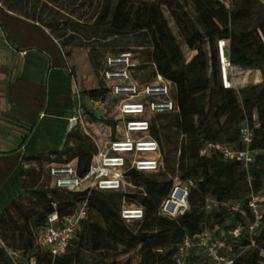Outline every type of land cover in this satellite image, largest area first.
<instances>
[{"label": "trees", "instance_id": "16d2710c", "mask_svg": "<svg viewBox=\"0 0 264 264\" xmlns=\"http://www.w3.org/2000/svg\"><path fill=\"white\" fill-rule=\"evenodd\" d=\"M144 1L103 0L93 26L107 27L119 34L146 32L151 40L149 64L153 68V79L158 73L174 85L172 97L177 110L149 118L148 138L159 145L161 166L151 173L126 171L124 191L67 192L51 188V193L60 197L57 201L48 199L47 191H33L32 195L44 200L41 211L33 217L19 203L20 196L26 191L28 167L46 163L45 172L49 178L47 169L50 165L73 164L77 175L84 177L97 150L81 137L68 134L59 151L24 155L21 159V193L0 213V264H12L5 248L22 251L21 264H30L32 259L35 264H87L82 260L83 252L100 254L109 251L111 246L127 251L139 249L140 264H177L183 241L205 231L213 239L226 241L235 257L234 264L264 262V256H261L264 252V220L251 236L245 232L237 240L227 237L235 227L248 228L253 224L247 201L251 195H264V86L240 91L224 89L217 49L219 41H226L224 55L234 68L264 73V36L257 30H233L241 12L235 0L230 9L215 0ZM162 7L167 9L185 45L194 53L188 61L163 16ZM187 8L192 11V17ZM206 44L209 51L203 48ZM106 93L107 89H96L88 96L103 98ZM238 94L245 95L242 105ZM212 102L215 104L209 108ZM253 111H256L254 116ZM98 120L111 129L115 140L116 122ZM244 126L253 131L250 149L260 152L248 167L225 160L217 150L205 149L210 143L242 149L239 133ZM71 139L75 140L74 144L70 143ZM177 154L179 176L175 180L192 181L194 187L190 189L188 210L181 216L166 218L160 215V210L175 181H165L164 174L175 175ZM208 199L218 206L207 210ZM82 203L87 204L88 215L66 253L52 258L49 253L40 251L35 244V235L48 217L71 215ZM234 204H240L238 212H231ZM124 208L142 209L143 218L124 220ZM93 214L101 219L103 226L92 221ZM251 240L255 241L254 246H251ZM71 248H74L72 252ZM243 249L246 250L242 252ZM184 264L211 263L205 251L200 249L193 250Z\"/></svg>", "mask_w": 264, "mask_h": 264}, {"label": "built area", "instance_id": "2783aa9c", "mask_svg": "<svg viewBox=\"0 0 264 264\" xmlns=\"http://www.w3.org/2000/svg\"><path fill=\"white\" fill-rule=\"evenodd\" d=\"M225 9H230L234 0H215ZM264 3V0H257ZM0 8L2 4L0 3ZM226 41H219L217 49L220 63V77L224 89L235 88L232 82L234 67L224 55ZM108 70L105 77L111 82H118L120 86L113 87L111 94L119 99L116 107L115 140L109 129L110 138L103 149L98 148L93 157L88 173L79 177L73 164L50 165L47 173L50 178L51 188L59 191L81 192L85 190L99 192H118L126 189L127 183L124 175L126 171L156 172L161 166V153L156 141L149 139V118L156 114H166L177 110L172 97L174 85L156 73L153 81L148 85L139 87L132 81L130 70L136 69L138 64L133 61L131 54H121L107 60ZM77 104L74 115L67 124V134L82 128L86 133L84 121V105L77 92ZM93 101H91L92 103ZM97 106V103H95ZM87 134V133H86ZM240 142L242 149L233 150L226 144L210 143L205 149L217 150L228 161H237L248 167L259 151L251 150L253 131L244 126L240 129ZM205 150L202 151V154ZM194 187L192 181L181 182L175 180L173 188L164 200L160 215L166 218L181 216L188 210V197L190 189ZM206 209L212 210L217 203L208 199ZM247 209L253 216L254 222L248 228L239 225L227 233L233 240L240 239L245 232L251 236L260 229L264 220V195H251L247 201ZM231 212H238L240 204H234ZM140 208H124L122 218L126 221H135L143 218ZM88 215L87 204L82 203L71 214L59 218L56 214L48 217L46 224L36 233L35 244L37 248L49 253L52 258H57L66 253L69 245L77 236L83 221ZM196 239L197 242H194ZM255 241L251 240V246ZM3 247L4 244L1 242ZM204 250L211 264H234L235 257L225 240L213 239L205 231L193 239L186 238L181 244L177 256V264H184L193 250ZM246 249H243L244 252ZM12 264H21L22 256L15 251L5 248ZM264 256V252H261ZM30 264H35L32 259ZM264 264V262H262Z\"/></svg>", "mask_w": 264, "mask_h": 264}, {"label": "rangeland", "instance_id": "374dc122", "mask_svg": "<svg viewBox=\"0 0 264 264\" xmlns=\"http://www.w3.org/2000/svg\"><path fill=\"white\" fill-rule=\"evenodd\" d=\"M143 2L144 0H136ZM103 0H1L3 6L12 8L27 18L38 21L46 27L52 28V36L60 45L66 56L70 68L82 89L85 101L86 133L80 127L71 132L74 137H81L88 145L98 150L103 149L108 137L109 130L98 118L116 121L118 113L116 107L119 99L111 94L113 87L120 86L118 82L106 79L105 72L108 70L107 60L118 57L121 54H131L133 61L138 64L136 69L130 70L132 81L139 87L148 85L153 81L151 61V40L146 32L115 33L109 28H97L93 26L102 6ZM144 2L151 3L150 0ZM241 9L238 20L233 24L235 31H259L264 36V3L255 0H235ZM163 16L176 38L182 55L188 61L194 53L185 45L177 27L169 12L162 7ZM189 16L192 11L187 8ZM209 51L208 45L203 47ZM153 69V68H152ZM210 76V71H209ZM232 82L236 89H249L254 86H264V73L258 70H242L234 68ZM96 89H107L105 96L91 98L88 93ZM239 104L242 105L245 95L238 94ZM91 101H93L91 103ZM97 103V106H95ZM214 102L209 108L214 106ZM256 111H253V116ZM94 115V118L91 117ZM256 120V118L254 117ZM78 137V138H79ZM70 143H75L74 139ZM72 147V145H69ZM65 157V156H64ZM62 157L61 159H65ZM179 154L176 156L175 175L165 172V181L176 179L179 176ZM181 164V159H180ZM26 177L25 192L19 198V203L29 214L36 216L41 211L44 200L32 195L33 191H47L48 199L57 201L59 196L51 193V183L46 175V163L30 165ZM61 196V195H60ZM92 221L103 226L101 219L93 214ZM133 227L134 224H129ZM33 232L36 231L33 229ZM4 244V243H3ZM75 248V247H74ZM74 248H71L72 252ZM109 251L95 254L83 252L82 260L87 264H140L139 249L127 251L121 247L111 246ZM22 257L23 252L17 251Z\"/></svg>", "mask_w": 264, "mask_h": 264}, {"label": "crops", "instance_id": "0c3cea01", "mask_svg": "<svg viewBox=\"0 0 264 264\" xmlns=\"http://www.w3.org/2000/svg\"><path fill=\"white\" fill-rule=\"evenodd\" d=\"M51 32L10 7L0 8V213L21 193L22 157L59 151L77 92L85 104Z\"/></svg>", "mask_w": 264, "mask_h": 264}]
</instances>
